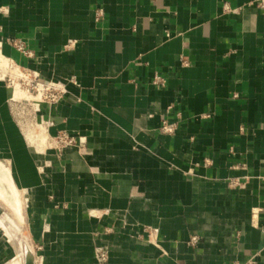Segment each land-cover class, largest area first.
Listing matches in <instances>:
<instances>
[{"label":"crops","instance_id":"0c3cea01","mask_svg":"<svg viewBox=\"0 0 264 264\" xmlns=\"http://www.w3.org/2000/svg\"><path fill=\"white\" fill-rule=\"evenodd\" d=\"M0 63V164L38 264H100L99 246L106 264H264L256 0H0ZM8 66L59 85L38 126L82 148L40 150L24 133ZM13 250L0 233V264Z\"/></svg>","mask_w":264,"mask_h":264},{"label":"rangeland","instance_id":"374dc122","mask_svg":"<svg viewBox=\"0 0 264 264\" xmlns=\"http://www.w3.org/2000/svg\"><path fill=\"white\" fill-rule=\"evenodd\" d=\"M5 75L10 80V84L12 85V87L13 85L15 86L16 83H18L21 89L23 91L25 90L24 94L21 97L15 98L13 99V101H11L16 119L21 124L24 133L30 132L32 136L34 135L38 136L39 134L43 133L42 132L43 129L41 126H38L40 123L37 122V112H38L37 105L38 103H40L39 102L40 100L42 101L45 100L44 94L43 95L41 94L40 96L38 95V93H40L41 91L37 92V90L33 88L34 84L30 82L31 78L26 76V73L23 70L15 68L14 66H8L7 68H5ZM34 96H35V100L33 98ZM38 129H39V132H38ZM44 133H45L46 140L41 145L40 150L46 149V148L51 149V150L54 149V144L52 143V140L49 137H47L45 128H44ZM18 196L21 199L20 203H21V215H22V202H23L22 198L23 197L20 191L18 192ZM7 205L8 204L7 203L5 204V201L3 203V200L0 199V219L3 220L5 218L3 222L7 226L8 233L13 238L14 245L11 242L10 243L13 245L14 250H13L12 255L9 256V258H6V260L4 261V264H15L14 261L10 262L11 258H13L16 254L15 248L20 250V252L22 253L24 252L23 253L24 255L23 264L27 260L28 254H30L33 257L34 264H38L36 246H34L30 233L27 230L25 218H23V216L19 218L17 217V215H14L15 212L12 209H10L11 207L9 205H8L9 207ZM12 211L14 212V214ZM9 222H11V224ZM0 233L2 235L4 234V231H2L1 228H0ZM5 238L7 239L6 236Z\"/></svg>","mask_w":264,"mask_h":264},{"label":"built area","instance_id":"2783aa9c","mask_svg":"<svg viewBox=\"0 0 264 264\" xmlns=\"http://www.w3.org/2000/svg\"><path fill=\"white\" fill-rule=\"evenodd\" d=\"M256 4L260 9H264V0H256ZM97 19L102 15V9L98 8L95 11ZM13 46L16 48L18 52L21 54L32 57V53L28 50L25 44L21 40H12ZM181 64H185L186 60L183 56H180ZM24 71V70H23ZM26 76L30 77V82L34 84V89L40 92V95L44 94V99L48 101H54L59 98L62 90L60 89L59 85L55 83H43L38 80L37 74H32L30 71H24ZM151 83L158 87L165 86V78L162 77L160 74L155 73L152 77ZM13 101V99L11 100ZM42 101V100H40ZM39 101V102H40ZM39 104V103H38ZM38 106V105H37ZM177 124L175 121H169L167 119H163L161 121L159 131L165 135H171L175 132ZM52 143L54 144V149L57 152H62L68 147H77L82 148L84 145L85 140L82 138H78L74 135L69 134L66 131H60L55 136L51 137ZM198 240L197 236H192L189 240L190 244L196 243ZM95 255L100 264H106L108 262V250L106 247H97L95 249Z\"/></svg>","mask_w":264,"mask_h":264},{"label":"bare ground","instance_id":"6f19581e","mask_svg":"<svg viewBox=\"0 0 264 264\" xmlns=\"http://www.w3.org/2000/svg\"><path fill=\"white\" fill-rule=\"evenodd\" d=\"M2 65V63H0ZM3 67V66H2ZM7 70V69H6ZM21 75V74H20ZM19 75V76H20ZM14 86V85H13ZM25 91V90H24ZM24 91L21 89L20 85L18 83L15 84L14 86V96L15 98L21 97L24 94ZM38 95L40 96V93H38ZM35 100V96L33 97ZM37 98V97H36ZM37 126V125H36ZM38 128V127H37ZM41 129V128H40ZM37 130V129H36ZM39 132V129H38ZM34 135V134H33ZM32 137V135H30ZM27 137V136H26ZM28 138V137H27ZM37 138V137H36ZM39 138V142L40 143H44L45 142V137L43 136V134H39L38 135ZM35 140V139H34ZM38 140H36L37 142ZM35 142V143H36ZM39 142H37L36 144H38ZM34 143V142H33ZM32 141L31 144L33 145ZM39 143V144H40ZM42 145V144H41ZM33 147V146H32ZM39 147V146H38ZM41 148V146H40ZM43 148V147H42ZM13 181H11L10 175H9V171L7 170V168L4 167L3 164H0V199L3 200V203L5 201V204L7 203L14 212V215H17V217L21 218V199L18 196V192L16 187L14 186V184L12 183ZM7 205V206H8ZM8 206V207H9ZM6 216V215H5ZM16 217V216H15ZM16 217V218H17ZM18 218V219H19ZM5 220V218L3 219ZM2 219H0V228L2 229V231H4V235L7 237V239L9 240V242H11L14 245V241L12 236L8 233L7 231V226L6 224L3 222ZM20 220V219H19ZM7 222V221H6ZM11 224V222H9ZM27 249V248H26ZM16 254L13 258H11V261H14L15 264H23V253L20 252V250L16 249ZM9 261V260H8ZM24 264H34V259L33 257L28 254L27 256V260L25 261Z\"/></svg>","mask_w":264,"mask_h":264}]
</instances>
